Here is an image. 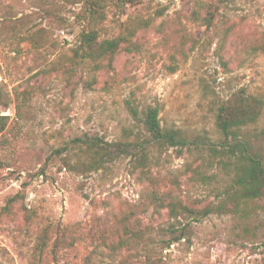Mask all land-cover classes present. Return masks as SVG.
<instances>
[{
	"label": "rangeland",
	"instance_id": "1",
	"mask_svg": "<svg viewBox=\"0 0 264 264\" xmlns=\"http://www.w3.org/2000/svg\"><path fill=\"white\" fill-rule=\"evenodd\" d=\"M88 1L0 0V264H264V201L176 220L148 200L158 188L196 210L219 204L236 143L264 162V109L234 136L217 127L240 90L264 103V0H230L211 23L214 0H104L94 19ZM126 27L138 48L111 66L75 58L82 32ZM128 99L159 107L190 141L154 154L155 185L127 158L92 172L68 164L87 159L79 139L124 140ZM124 218L144 239L114 255L103 239L126 237ZM61 229L73 246L54 247Z\"/></svg>",
	"mask_w": 264,
	"mask_h": 264
},
{
	"label": "trees",
	"instance_id": "2",
	"mask_svg": "<svg viewBox=\"0 0 264 264\" xmlns=\"http://www.w3.org/2000/svg\"><path fill=\"white\" fill-rule=\"evenodd\" d=\"M104 0H91L88 4L91 6V18H100L102 16ZM138 0H117V4L126 3L135 4ZM215 5L208 11V22L211 23L215 13L220 5L227 4L230 0H214ZM134 32L126 27L123 34L111 39H101L99 33L95 30L82 32L79 41V47L74 51L75 58H81L84 61L92 62L98 66L103 61L112 65L122 51L131 52L138 46L130 39ZM244 89L237 92L230 100L223 103L218 108L217 127L226 137L235 135V130L255 124L260 119L264 103L253 95L246 93ZM126 109L132 120L133 127L125 130L124 140L114 142L100 141L98 138L87 137L79 139L86 155V161L82 163L69 162L68 164L75 169L86 172L98 171L107 164L113 163L120 158L130 159L133 169H140L141 174L150 175L152 185H155V178L152 176V160L155 153H163L170 149L182 151L189 148L190 141L180 129L167 128L163 126L159 107L144 106L140 107L134 99L126 101ZM239 154H238V153ZM248 153V154H244ZM230 154L237 158V171L232 188L227 192L226 197L222 198L219 204L208 206L201 210H196L184 205L169 192H163L158 188L152 189L148 193L150 204L156 209H166L171 218L178 220L185 215L193 216L196 220L203 219L211 214L233 215L245 214L243 207L249 203L262 200L264 201V162L256 153H249L247 147L242 143L231 145ZM157 184V183H156ZM128 219L121 220L124 225V234L126 237L120 238L118 242H103L111 248L114 255H120L123 248L130 246L131 241L144 239L140 225L135 230L131 229L126 222ZM76 236H68L64 230H60L58 239L54 247L59 244L69 242L73 246Z\"/></svg>",
	"mask_w": 264,
	"mask_h": 264
}]
</instances>
